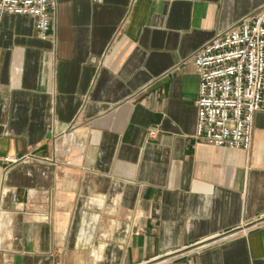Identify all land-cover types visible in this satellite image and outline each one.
I'll use <instances>...</instances> for the list:
<instances>
[{
	"label": "crops",
	"instance_id": "0c3cea01",
	"mask_svg": "<svg viewBox=\"0 0 264 264\" xmlns=\"http://www.w3.org/2000/svg\"><path fill=\"white\" fill-rule=\"evenodd\" d=\"M55 2L0 25V264H264V112L198 139L193 61L264 0Z\"/></svg>",
	"mask_w": 264,
	"mask_h": 264
},
{
	"label": "built area",
	"instance_id": "2783aa9c",
	"mask_svg": "<svg viewBox=\"0 0 264 264\" xmlns=\"http://www.w3.org/2000/svg\"><path fill=\"white\" fill-rule=\"evenodd\" d=\"M55 12V0H0V25L6 14L30 16L45 37ZM193 61L200 79L196 137L251 149L255 115L264 112V6L200 47Z\"/></svg>",
	"mask_w": 264,
	"mask_h": 264
},
{
	"label": "water",
	"instance_id": "95a60500",
	"mask_svg": "<svg viewBox=\"0 0 264 264\" xmlns=\"http://www.w3.org/2000/svg\"><path fill=\"white\" fill-rule=\"evenodd\" d=\"M48 148V145H44L43 147H41L38 151H41V150H43V149H47ZM37 151V152H38ZM37 152H35V153H37Z\"/></svg>",
	"mask_w": 264,
	"mask_h": 264
}]
</instances>
